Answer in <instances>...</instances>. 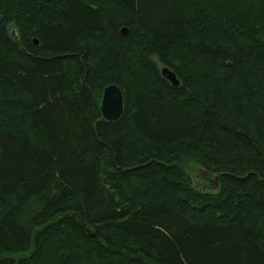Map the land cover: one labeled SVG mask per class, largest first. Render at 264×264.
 I'll list each match as a JSON object with an SVG mask.
<instances>
[{
	"label": "trees",
	"instance_id": "obj_1",
	"mask_svg": "<svg viewBox=\"0 0 264 264\" xmlns=\"http://www.w3.org/2000/svg\"><path fill=\"white\" fill-rule=\"evenodd\" d=\"M253 1L223 5L228 28L199 0H0V264H264ZM113 82L117 122L99 108Z\"/></svg>",
	"mask_w": 264,
	"mask_h": 264
},
{
	"label": "rangeland",
	"instance_id": "obj_2",
	"mask_svg": "<svg viewBox=\"0 0 264 264\" xmlns=\"http://www.w3.org/2000/svg\"><path fill=\"white\" fill-rule=\"evenodd\" d=\"M199 1L201 3H204L205 5L208 4L207 6L211 9V14L210 13L208 14L203 24H208L209 21H216V22L218 21L217 23L221 27H225L224 26V22H225L228 28H229V24H228L229 21H226V18L222 15V12H221L222 7H224L223 5H227L228 7H233V8H235V6L244 7L245 5H246L245 7H247L248 3L252 2V0H199ZM253 3L255 4V7H256L255 11L257 15H259V17H260V14L263 16L264 15L263 14L264 0H256V1H253ZM252 22L255 24L256 28L254 27L253 30H250V34L256 40V42L254 43L256 52H258L256 56L259 61H262L264 59V45H261V41L259 40L260 32L258 30L263 27L262 25L264 24V16L261 18H254ZM245 27L247 26L245 25ZM11 29L13 30L14 35H17L16 29L14 27H12ZM246 29H249V28H246ZM207 31L208 30L205 29L204 31H202L201 34L204 35L205 33H207ZM225 35H229V31H227V33L226 32L224 33V38H225ZM228 41H231V40H228ZM172 50H173L174 59L177 60L176 63H181V65H183V62L181 61V57H182L184 50L182 49L181 45L176 44L174 45V47L172 46ZM175 50L179 53H176ZM95 56L96 57L100 56V54L97 53L95 54ZM171 57H172V54H171ZM96 62H103V61L98 60ZM4 122L5 120L4 121L0 120V125H2V123ZM6 127L13 129L14 131L18 133H23L26 129H28L27 122L23 117L8 121L6 123ZM186 169L188 173L190 174L193 180V183L196 187H201L202 190L210 191L213 193H217L219 191V186H218L219 184L204 181V177L208 176V174L204 171L203 167L200 166L198 163L189 162L186 165ZM133 184L136 185L135 182ZM164 188H165L164 190H168L171 193L170 187L168 185L164 184ZM47 251L50 254L54 253L51 250L49 244H48Z\"/></svg>",
	"mask_w": 264,
	"mask_h": 264
},
{
	"label": "water",
	"instance_id": "obj_3",
	"mask_svg": "<svg viewBox=\"0 0 264 264\" xmlns=\"http://www.w3.org/2000/svg\"><path fill=\"white\" fill-rule=\"evenodd\" d=\"M127 33L128 28L125 26L121 29V34L125 36ZM35 43L38 44L37 39H35ZM160 70L162 76L174 87H178L181 84V80L174 69L165 65L162 66ZM99 108L104 120L109 122L121 120L125 111V97L119 84L113 82L104 87ZM206 180L210 183H217L218 176L211 175V177Z\"/></svg>",
	"mask_w": 264,
	"mask_h": 264
}]
</instances>
